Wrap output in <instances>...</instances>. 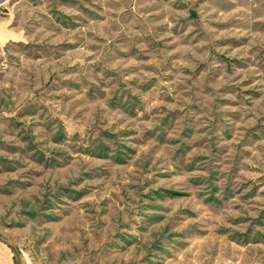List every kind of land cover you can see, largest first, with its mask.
<instances>
[{
	"label": "rangeland",
	"instance_id": "1",
	"mask_svg": "<svg viewBox=\"0 0 264 264\" xmlns=\"http://www.w3.org/2000/svg\"><path fill=\"white\" fill-rule=\"evenodd\" d=\"M0 264H264V0H0Z\"/></svg>",
	"mask_w": 264,
	"mask_h": 264
}]
</instances>
